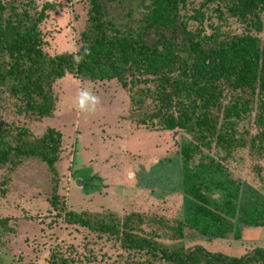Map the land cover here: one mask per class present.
<instances>
[{"label":"rangeland","instance_id":"rangeland-1","mask_svg":"<svg viewBox=\"0 0 264 264\" xmlns=\"http://www.w3.org/2000/svg\"><path fill=\"white\" fill-rule=\"evenodd\" d=\"M1 1L28 2L32 14L44 3L52 4L54 8L39 26L44 52L55 56L78 51L80 35L87 27L88 0ZM148 3L101 0L107 18L122 30L139 25ZM260 18L264 25V9ZM180 19L190 33L201 29V37L209 44L246 34L264 41L263 32L231 17L221 2L205 5L204 0H185ZM143 86L137 85L133 92ZM81 88L98 98L94 112L82 113L76 107ZM53 96V115L39 120L19 112L16 102L1 89L0 128L24 129L31 138L48 128L61 133L56 192L66 211L105 219L113 215L120 220L139 214L144 217V232L159 233L162 237L157 240L168 247L201 246L231 257L264 248V226L242 222L264 215V154L248 147L258 132L255 104L237 126L245 145L226 153L214 143L209 148L200 146L182 131L143 126L141 120L156 110L152 101L132 105L129 93L115 80L91 82L66 75L53 85ZM216 114L221 118V111ZM193 147L186 159L182 149ZM52 188L51 174L38 159L0 170V220L6 219L9 229L1 233L0 264H164L122 249L113 237L66 223L63 212L51 207ZM195 189L205 195L210 208L232 221V233L199 234L185 226L179 236L155 223V219L168 226L185 223L197 202Z\"/></svg>","mask_w":264,"mask_h":264},{"label":"trees","instance_id":"trees-1","mask_svg":"<svg viewBox=\"0 0 264 264\" xmlns=\"http://www.w3.org/2000/svg\"><path fill=\"white\" fill-rule=\"evenodd\" d=\"M147 1L139 25L122 30L107 18L101 0H88L87 27L75 54H83L87 48L89 55L77 65L73 54L49 56L43 50L39 26L54 8L52 4L44 3L32 14L28 2L15 5L0 0V90L5 88L19 112L42 120L53 115V85L66 75L91 82L115 80L129 93L132 105L144 104L143 99L152 101L156 110L141 120L143 126L182 131L200 146L209 148L214 143L226 153L245 145L237 126L255 104L258 132L248 147L264 154V41L246 34L209 44L201 37V29L190 33L180 19L185 0ZM215 2L224 3L231 17L264 34L260 18L264 0H204L205 5ZM139 84L144 86L133 92ZM226 90L232 94L226 95ZM220 111L221 118L216 114ZM61 139L53 128L38 138L29 137L24 129L0 128V170L14 169L27 159L45 164L53 182L51 207L63 212L66 223L113 237L122 249L147 254L164 264H264V248L260 247L240 257L209 252L201 246L168 247L157 240L162 237L159 233L144 232V217L139 214L120 220L113 215L105 219L66 211L56 192L55 164ZM195 148H184L182 154L189 159ZM193 195L197 202L185 223L168 226L162 219L155 223L179 236L185 226L199 234L212 232L221 237L234 231L232 221L210 208L204 194L195 189ZM242 222L262 227L264 215ZM8 230V221L0 220V237Z\"/></svg>","mask_w":264,"mask_h":264},{"label":"clouds","instance_id":"clouds-1","mask_svg":"<svg viewBox=\"0 0 264 264\" xmlns=\"http://www.w3.org/2000/svg\"><path fill=\"white\" fill-rule=\"evenodd\" d=\"M74 54L72 56L73 63L79 64L85 56L89 55V49L84 48L83 54H75V50H73ZM98 98L87 88H81L77 94L76 107L82 113H91L96 110L98 105Z\"/></svg>","mask_w":264,"mask_h":264}]
</instances>
